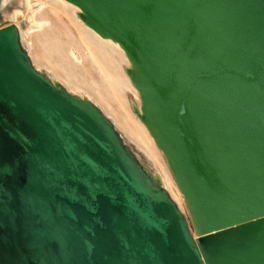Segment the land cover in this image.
I'll return each instance as SVG.
<instances>
[{
  "label": "water",
  "instance_id": "1",
  "mask_svg": "<svg viewBox=\"0 0 264 264\" xmlns=\"http://www.w3.org/2000/svg\"><path fill=\"white\" fill-rule=\"evenodd\" d=\"M123 49L188 216L0 0V264H264V0H67Z\"/></svg>",
  "mask_w": 264,
  "mask_h": 264
},
{
  "label": "bare ground",
  "instance_id": "2",
  "mask_svg": "<svg viewBox=\"0 0 264 264\" xmlns=\"http://www.w3.org/2000/svg\"><path fill=\"white\" fill-rule=\"evenodd\" d=\"M4 2L9 3L6 17L14 0ZM15 2L17 7L6 19L16 25L20 43L33 66L69 92L98 106L187 217L182 194L162 152L132 109V104L138 106L140 100L126 74L129 61L119 44L101 37L87 26L78 16L80 8L67 0ZM88 70L101 77L106 89L104 93L96 91L84 80Z\"/></svg>",
  "mask_w": 264,
  "mask_h": 264
},
{
  "label": "rangeland",
  "instance_id": "3",
  "mask_svg": "<svg viewBox=\"0 0 264 264\" xmlns=\"http://www.w3.org/2000/svg\"><path fill=\"white\" fill-rule=\"evenodd\" d=\"M13 1V0H12ZM16 2H15V0H14V2L13 3H11V8L9 9V11H8V13H7V15H6V17H10V12L12 11V10H14V8H16L17 7V5L18 4H15ZM14 6V7H13ZM1 8V7H0ZM5 17V18H6ZM84 80H86V81H88V83H90L93 87H94V89L96 90V91H98V92H100V93H104L105 91H106V89H105V85H104V83H103V81H102V79H101V77L97 74V73H95V72H93V71H90V70H88V71H85V73H84ZM85 94V93H84Z\"/></svg>",
  "mask_w": 264,
  "mask_h": 264
}]
</instances>
